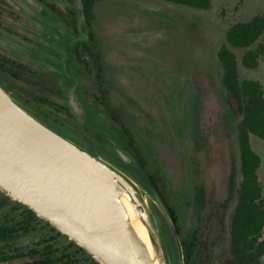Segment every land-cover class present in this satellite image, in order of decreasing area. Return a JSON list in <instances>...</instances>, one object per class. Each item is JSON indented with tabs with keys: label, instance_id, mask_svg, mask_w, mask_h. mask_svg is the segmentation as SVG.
Returning a JSON list of instances; mask_svg holds the SVG:
<instances>
[{
	"label": "rangeland",
	"instance_id": "1",
	"mask_svg": "<svg viewBox=\"0 0 264 264\" xmlns=\"http://www.w3.org/2000/svg\"><path fill=\"white\" fill-rule=\"evenodd\" d=\"M36 1L46 14L24 0H0V55L7 59H0V86L64 135L82 141L87 134L97 149L102 146L111 154L116 153L114 143L129 145V136L122 124L109 123L92 111L119 117L145 164V174L138 179L154 195L147 200L162 228L171 264H181V259L167 209L150 177L158 179V191L176 212L181 243L195 241L191 263L221 264L229 251L240 183L241 117L227 102L217 52L233 24L264 15V0H213L210 10L161 0H106L95 5L91 23L80 15L78 0ZM46 25L60 32L59 46L49 41ZM92 34L98 48L92 47ZM72 36L79 39L70 47ZM84 45L88 54L79 62L75 50ZM99 52L107 104L96 77ZM244 52L235 50L241 79L264 86V57L258 68L248 69L242 64ZM67 71L80 75L77 94L91 122L68 107L73 83L63 82ZM108 128L115 132L107 134L114 148L103 134ZM251 144L262 159L259 178L264 188V140L252 135ZM23 206L0 189V223L21 215ZM43 225L16 246L28 251L52 236L61 248L70 246V239L41 229ZM79 260L92 264L86 255Z\"/></svg>",
	"mask_w": 264,
	"mask_h": 264
},
{
	"label": "water",
	"instance_id": "2",
	"mask_svg": "<svg viewBox=\"0 0 264 264\" xmlns=\"http://www.w3.org/2000/svg\"><path fill=\"white\" fill-rule=\"evenodd\" d=\"M24 1L47 13L36 0ZM78 5L82 13L83 0ZM69 105L77 117L87 118L75 94ZM114 146L125 162L139 167L129 152ZM0 189L100 264H171L165 236L147 200V195L154 198L153 193L30 112L1 86ZM167 217L185 264L176 224L168 212Z\"/></svg>",
	"mask_w": 264,
	"mask_h": 264
},
{
	"label": "trees",
	"instance_id": "3",
	"mask_svg": "<svg viewBox=\"0 0 264 264\" xmlns=\"http://www.w3.org/2000/svg\"><path fill=\"white\" fill-rule=\"evenodd\" d=\"M102 1L106 0H83V11L81 13L79 10L80 15L85 16L87 21L91 23L94 19L95 5ZM161 1L198 10H210L213 6V0ZM91 40L94 43L93 47L98 48L93 34ZM236 49L245 50L242 56V64L246 68L256 69L259 67L261 59L264 57V15H257L249 21L233 24L227 31L225 43L220 46L217 52L218 61L222 68L221 81L227 102L233 114L241 117V122L237 128L240 183L237 189V204L230 224L229 251L221 264H264V188L259 178L262 159L251 144L252 135L264 140V86L258 80L241 79ZM95 58L98 87L107 104L109 97L104 88L105 67L100 52L96 54ZM0 59L7 61L1 55ZM116 120L122 124L126 135L129 136V150L137 155L145 168V164L135 148L131 133L119 117H116ZM149 181L159 193L180 234L178 217L176 212L169 207L161 192L158 191V179L150 177ZM138 182L141 185L144 184L141 180ZM232 182L234 183V178H232ZM23 208L25 211L18 217L11 216V218L0 223V264H78L81 261L79 258L82 259L84 255L91 260L92 264H99L91 254L69 240V237L52 227L49 222L39 218L29 207L23 206ZM39 225H43L41 229L48 227L52 232L67 238L70 241V246L61 248L59 240L54 236L42 239L28 251H22V248L16 246L17 240L37 231ZM174 241L177 243L175 236ZM194 243L195 241H182L185 264H192ZM73 250L76 253H73Z\"/></svg>",
	"mask_w": 264,
	"mask_h": 264
},
{
	"label": "flooded vegetation",
	"instance_id": "4",
	"mask_svg": "<svg viewBox=\"0 0 264 264\" xmlns=\"http://www.w3.org/2000/svg\"><path fill=\"white\" fill-rule=\"evenodd\" d=\"M39 13V12H38ZM53 16V14L51 12H49L48 16ZM46 28H47V36H48V39L49 41L51 42L52 45H55L56 47L59 46V40H58V37L61 35L60 32L58 30H56V28H53L51 26H47L46 25ZM83 34L82 32V29L79 30V35L81 36ZM74 35V34H73ZM78 37L76 36H72L71 38V41L69 42L70 44V47L71 46H74L75 43H77L78 41ZM93 47V45H92ZM86 48H88L87 46H80L79 48H76L75 50V58L77 61L81 62V60L83 59L84 55L85 54H88V50H86ZM91 55V54H90ZM66 61V60H65ZM67 61L64 63V67L65 69L67 70ZM67 66V67H66ZM75 72V71H74ZM67 75H66V78L67 80L66 81H63L64 83H69V82H72L73 83V88H69L68 91H69V100H70V97L72 94H75L77 100L83 105V108L86 112V115H87V118L84 120V121H87V122H91L90 120V114H89V110L87 109V107L79 100V97H78V89H77V83H78V79L80 78V75H76L78 73L75 72V75H73L72 73H70L69 71L66 72ZM4 89V88H3ZM7 91V90H6ZM69 100H68V107L70 108V110L73 112V110L71 109L70 105H69ZM33 112V111H32ZM92 113L96 114L97 116L103 118L104 120H106L107 122L109 123H112V124H119V122L116 120V118L114 116H112V114H106L109 118H105L103 117L101 114L103 113H100V112H97V111H92ZM34 114H37L39 117H42L40 116L39 113H35ZM74 114V113H73ZM75 115V114H74ZM76 116V115H75ZM77 117V116H76ZM43 118V117H42ZM79 118V117H78ZM44 119V118H43ZM81 119V118H80ZM115 132L112 130V128H108V129H105V132H103L104 135L107 136L108 138V135H111V136H114ZM85 137V140H77L79 142H81L82 145H84L85 147L95 151V152H98L100 153L103 157H105L106 159H108L109 161H111L112 163H114L115 165H117L119 168H121L122 170H124L125 172H127L129 175H131L134 179H136L137 181H139L138 179V176H144L145 174V168L142 166L140 160L138 159L137 155L132 152L131 150H129V146L128 145H124L122 146L126 151H128L131 155H133V157L137 160V163L139 164V167H136L132 164H129L127 162H125L121 157L120 155L116 152L115 154H111L110 152H108L106 150H104V148L101 146V144H99L101 147H99V145H97L102 151L104 150V152H102L101 150L97 149L95 147V145L93 144L91 138L85 134L84 135ZM106 142L110 143L112 148L113 147V144L111 143V141L109 140V138L106 140ZM100 143V141H99ZM105 144V143H104Z\"/></svg>",
	"mask_w": 264,
	"mask_h": 264
},
{
	"label": "bare ground",
	"instance_id": "5",
	"mask_svg": "<svg viewBox=\"0 0 264 264\" xmlns=\"http://www.w3.org/2000/svg\"><path fill=\"white\" fill-rule=\"evenodd\" d=\"M144 238L146 239V237L144 236Z\"/></svg>",
	"mask_w": 264,
	"mask_h": 264
}]
</instances>
